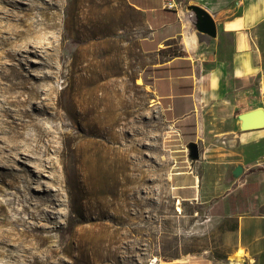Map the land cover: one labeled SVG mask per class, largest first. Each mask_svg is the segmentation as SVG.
<instances>
[{"label":"rangeland","instance_id":"374dc122","mask_svg":"<svg viewBox=\"0 0 264 264\" xmlns=\"http://www.w3.org/2000/svg\"><path fill=\"white\" fill-rule=\"evenodd\" d=\"M47 23L53 24L45 27ZM143 33L142 15L126 0H0V53L16 54L0 61L21 62L31 77L28 85L40 98L47 96V83H53L61 94L58 114L67 124L60 126L57 118L60 128L48 151L45 141L20 138L24 148L20 153L12 151L8 161L17 174L14 186L34 194L32 203L41 202L45 211L41 223L48 227L43 234L52 235L55 244L65 245L90 228L95 231L110 225L106 219H83L89 169L86 155L77 152V140L69 137L71 130H77L70 127L73 87L88 78L101 84L96 91L103 94L106 109V129L103 138L97 139H102L106 153L115 151L122 169L118 194L113 191L105 197L110 215L118 214L122 220L117 264H151L201 253L214 264H264V236L254 238L251 250L239 245L246 253L239 263L230 254L231 219L207 218L202 210L197 216L194 206L172 197L168 175L175 153L171 150L182 146L143 83L148 68L137 45ZM115 95L119 97L117 125L111 123ZM39 102V98H29L25 107L48 128L51 120L33 107ZM252 104L264 107V99L255 98ZM10 110L18 116L13 107ZM33 132L28 126L24 135ZM13 191L14 187L0 184V223L11 207L21 208V203L6 202ZM65 259L61 264L71 263ZM108 263L116 264L113 259Z\"/></svg>","mask_w":264,"mask_h":264},{"label":"crops","instance_id":"0c3cea01","mask_svg":"<svg viewBox=\"0 0 264 264\" xmlns=\"http://www.w3.org/2000/svg\"><path fill=\"white\" fill-rule=\"evenodd\" d=\"M178 1L175 11L163 0H126L143 18L137 45L146 86L182 146L171 150L170 193L197 216L202 210L207 218L231 219L233 255L264 236V125L245 128L243 118L264 109L252 104L264 99V0ZM191 5L212 16L215 36L197 30ZM189 141L199 145L197 160L187 156ZM237 165L243 171L234 177ZM151 264L214 263L201 253Z\"/></svg>","mask_w":264,"mask_h":264},{"label":"bare ground","instance_id":"6f19581e","mask_svg":"<svg viewBox=\"0 0 264 264\" xmlns=\"http://www.w3.org/2000/svg\"><path fill=\"white\" fill-rule=\"evenodd\" d=\"M18 17L20 20L22 16ZM52 24L47 23L45 27ZM1 52L3 55L0 53V58L3 56L16 58V54L10 51ZM77 69L80 70L82 67L77 66ZM52 74L53 72L49 71L47 78L51 79ZM29 79L31 77L27 75L26 68L21 62L14 64L0 61V184L7 188H15L6 200L8 205L15 201L21 203V208L11 207L6 218L0 223V264H61L66 260L65 257L71 259L69 264H109L108 261L111 259L117 264L121 248L119 234L122 220L118 214L110 215L105 205V197L113 191L118 194V188L122 186L120 178L122 169L115 151L114 154L106 153L101 148L102 139H97V136L103 138L107 124L104 96L96 91L101 84L96 85L94 81L86 78L74 85L75 99L73 106L69 108L72 116L70 127L77 130L75 132L71 130L69 137L77 140V152L80 156L86 155L89 169V181L85 191L87 210L83 219H97L100 222L106 219L111 223L110 225L106 223L95 231L90 228L74 241L58 245L55 244L52 235L43 234V231H48V227L41 223L42 214L45 213L41 202L36 200L32 203L34 194H25L14 186L17 174L8 162L12 151L20 153L19 150L24 148L25 143L21 139L27 140L32 137L37 143L45 141L44 149L48 151L55 142L56 131L61 125H67L63 116L58 114L61 94L53 83H47V96L40 98L37 90L28 85ZM25 91L27 94L21 97ZM29 98L40 99L39 104L33 107L51 120L50 127L43 126L42 122L25 107V102ZM118 99L119 97L115 95L111 119V123L115 125L118 124L120 117ZM10 107L14 108L18 116L11 113ZM57 118L61 120L60 126L56 122ZM28 126H32L34 132L25 136L24 130ZM38 161L41 165V159ZM95 184L98 186L94 187ZM23 213L27 216L22 215ZM107 225L112 228L109 229ZM245 254L242 249H238L231 258L241 263Z\"/></svg>","mask_w":264,"mask_h":264},{"label":"water","instance_id":"95a60500","mask_svg":"<svg viewBox=\"0 0 264 264\" xmlns=\"http://www.w3.org/2000/svg\"><path fill=\"white\" fill-rule=\"evenodd\" d=\"M190 8L196 14L197 22L196 28L199 32L205 33L209 36L216 35V26L212 16L202 7L198 5H191ZM246 118L245 128H259L264 125V109L261 107L255 108L243 114ZM188 158L190 160H197L200 157V148L196 141H189L187 143ZM243 171L241 165L235 166L232 171L234 177L239 176Z\"/></svg>","mask_w":264,"mask_h":264},{"label":"built area","instance_id":"2783aa9c","mask_svg":"<svg viewBox=\"0 0 264 264\" xmlns=\"http://www.w3.org/2000/svg\"><path fill=\"white\" fill-rule=\"evenodd\" d=\"M165 8L172 9L175 11L180 10V2L178 0H163Z\"/></svg>","mask_w":264,"mask_h":264},{"label":"trees","instance_id":"16d2710c","mask_svg":"<svg viewBox=\"0 0 264 264\" xmlns=\"http://www.w3.org/2000/svg\"><path fill=\"white\" fill-rule=\"evenodd\" d=\"M145 70H147V69H145ZM145 70H144V71H145ZM142 80H143V83H144L145 85L148 84V80H146L145 76H142ZM234 227H235V224L233 223L232 226L230 227V229H233Z\"/></svg>","mask_w":264,"mask_h":264}]
</instances>
